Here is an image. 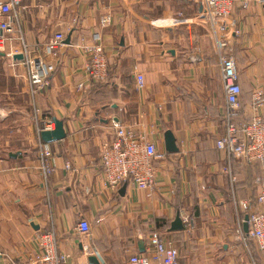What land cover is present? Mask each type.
I'll return each mask as SVG.
<instances>
[{
  "label": "crops",
  "instance_id": "1",
  "mask_svg": "<svg viewBox=\"0 0 264 264\" xmlns=\"http://www.w3.org/2000/svg\"><path fill=\"white\" fill-rule=\"evenodd\" d=\"M244 1L232 12L241 35L231 45L242 88L241 123L251 119L254 94L264 97V0H250L247 7ZM19 5L15 38L19 30L32 45L46 43L56 32L72 37L59 49L50 87L34 99L25 66L10 59L28 87L33 112L25 113L29 120L19 127L0 123V264L26 263L39 251V234L50 230H57L60 250L80 264H95L85 246L98 262L127 264L131 254L148 253V236L155 230L179 248L181 264H264L258 241L237 237L235 207V200L255 204L264 187V163L233 159L238 178L230 182L226 153L216 145L226 133L227 96L211 33L196 23L165 21L178 12L192 17L197 2L22 0ZM106 14L112 22L104 26ZM97 41L104 45L109 74L94 83L87 75L85 46ZM137 74L144 77L142 89ZM51 117L64 122L67 136L48 143L56 169L46 178L38 126ZM116 121L164 154L153 160L156 183L150 190L131 182L113 190L105 181L101 147L115 138ZM167 130L179 152L167 150ZM178 214L184 227L186 219L192 222L193 232L170 229ZM81 217L91 223L87 237L76 230Z\"/></svg>",
  "mask_w": 264,
  "mask_h": 264
},
{
  "label": "built area",
  "instance_id": "2",
  "mask_svg": "<svg viewBox=\"0 0 264 264\" xmlns=\"http://www.w3.org/2000/svg\"><path fill=\"white\" fill-rule=\"evenodd\" d=\"M22 0H0V55L4 53L10 57L13 64L22 63L27 70V80L34 99L50 87L51 76L56 70L59 60V49L63 45L66 36L62 32L54 33L46 43H34L33 45L23 37L22 31L13 36L15 31L16 15L19 12ZM199 9L192 17L178 12L175 16L165 18L171 25L181 23H196L211 33L218 58L223 80L227 107L225 110L226 133L217 139V147L226 153L227 165L224 173L232 184L237 181L234 172L233 159H239L244 164L264 163V97L254 94L251 104L252 116L249 122L239 124L236 117L239 114L241 100V84L239 79L238 64L231 47L233 39L241 35L236 22L232 18V12L238 0H195ZM250 4L245 0L244 7ZM164 20V19H163ZM112 22L111 16L106 14L101 17V23L106 26ZM89 52V61L86 65L88 79L98 83L104 81L109 74L108 58L103 43L97 41L85 46ZM22 54L23 59H15L17 54ZM138 88L145 87L144 77L136 75ZM80 84L79 87H84ZM36 118V116L34 117ZM116 136L112 141L102 144L101 165L103 175L108 186L113 190L124 182L135 183L140 189L150 190L156 183V165L154 159L163 158L164 154L158 151L156 144L133 129L116 121L113 123ZM56 127L55 118L46 120L38 126L40 138V166L45 175L49 177L56 169L54 164V151L48 143L42 139L43 130H51ZM67 168L71 167L66 164ZM241 227L237 231V237L246 240L254 238L258 241L259 249L264 257V187L256 197L253 205L250 200H235ZM249 214L250 225L248 233L243 229L245 215ZM185 227L193 232L194 226L188 219ZM76 230L82 237L91 234V223L87 218L81 217L76 225ZM39 251L29 257L23 264H80L73 261V254L62 252L59 247L57 230L42 232L37 238ZM148 253L131 254L127 264H181L179 248L172 241H165L161 234L155 230L148 236ZM84 248V246H83ZM89 246H85L87 250ZM85 255H97L87 250ZM100 264H103L99 261Z\"/></svg>",
  "mask_w": 264,
  "mask_h": 264
},
{
  "label": "rangeland",
  "instance_id": "3",
  "mask_svg": "<svg viewBox=\"0 0 264 264\" xmlns=\"http://www.w3.org/2000/svg\"><path fill=\"white\" fill-rule=\"evenodd\" d=\"M10 59L0 58V123L7 120V124L13 128L29 120L25 113L31 112L32 115L33 103L28 87L19 78V70H13L10 66Z\"/></svg>",
  "mask_w": 264,
  "mask_h": 264
},
{
  "label": "water",
  "instance_id": "4",
  "mask_svg": "<svg viewBox=\"0 0 264 264\" xmlns=\"http://www.w3.org/2000/svg\"><path fill=\"white\" fill-rule=\"evenodd\" d=\"M71 35L69 34L66 42L70 43L71 42ZM4 55V53H1ZM23 59V55L22 54H17L15 56V59ZM56 121V127L54 129L51 130H43L41 132L42 134V139L44 140V142L46 143H52L53 141H58V140H62L64 138H66L67 133H65L64 130V122L62 120L59 119H55ZM165 140H166V146H167V150L169 152L175 153V152H179V146H177V142H176V137L174 135V133L172 132V130H167L165 133ZM11 155H15V154H11ZM248 219H249V214L245 215V221H244V225H245V232L248 233L249 231V223H248ZM172 231H182L184 230V222L183 219L181 217V214H178L176 216V218L171 222V226H170ZM139 248L141 252H144L146 250V244L145 241L143 239H140L139 242ZM98 255H90L89 260L92 263L95 264H100L98 262ZM100 258V257H99ZM102 261V260H101ZM103 262V261H102Z\"/></svg>",
  "mask_w": 264,
  "mask_h": 264
},
{
  "label": "trees",
  "instance_id": "5",
  "mask_svg": "<svg viewBox=\"0 0 264 264\" xmlns=\"http://www.w3.org/2000/svg\"><path fill=\"white\" fill-rule=\"evenodd\" d=\"M238 115H239V114H238ZM239 120H240V119H239V116H237V117H236V121H237L239 124H245V123H241ZM249 121H250V120H249ZM249 121H248V122H249ZM246 123H247V122H246Z\"/></svg>",
  "mask_w": 264,
  "mask_h": 264
}]
</instances>
